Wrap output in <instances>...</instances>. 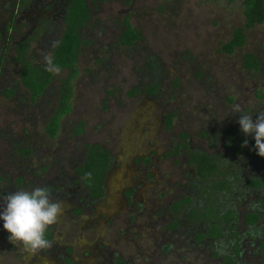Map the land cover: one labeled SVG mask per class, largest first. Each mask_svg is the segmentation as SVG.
Segmentation results:
<instances>
[{
	"label": "rangeland",
	"instance_id": "obj_1",
	"mask_svg": "<svg viewBox=\"0 0 264 264\" xmlns=\"http://www.w3.org/2000/svg\"><path fill=\"white\" fill-rule=\"evenodd\" d=\"M85 1L90 19L80 31L70 111L52 139L45 125L68 72L53 70L33 102L15 54L27 42L29 59L50 67L65 1L0 0V208L9 193L34 186L61 205L44 251L10 243L0 221V264H220L236 240V264H264V157L249 153L254 140L233 112L238 104L253 120L264 114V23L226 53L221 47L244 23L242 0ZM126 15L141 33L131 46L119 44ZM246 54L258 60L257 70L243 67ZM152 86L156 92L148 93ZM229 127L236 128L233 138ZM89 143L110 154L105 193L96 200L75 173ZM191 151L218 158L231 181L219 203L236 211L238 238L225 226L221 238L198 240L205 227L187 220L189 204L173 209L182 198L192 197V206L205 201L195 197ZM253 179L260 188L250 186ZM248 210L261 217L251 227L244 224Z\"/></svg>",
	"mask_w": 264,
	"mask_h": 264
},
{
	"label": "trees",
	"instance_id": "obj_2",
	"mask_svg": "<svg viewBox=\"0 0 264 264\" xmlns=\"http://www.w3.org/2000/svg\"><path fill=\"white\" fill-rule=\"evenodd\" d=\"M63 1H65L62 18L63 28L53 48L50 67L40 68L29 59L27 55V42L19 44L16 47L15 54V59L21 65V71L19 73L20 83L29 91L30 98L33 102L45 92L48 85L52 82L54 78L53 70H67L68 72L66 78L63 80L59 106L49 122L45 125V133L52 139L58 134L61 118L70 111L72 80L77 74L76 65L79 57V48L82 44L80 31L86 27L90 19V9L85 0ZM242 7L244 19L243 26L233 30L230 39L221 47L223 52L232 53L236 48L243 46L246 41L245 31L264 23V0H242ZM123 24L124 30L120 35L119 44L122 46H131L141 38V33L130 23L128 15L124 17ZM1 62L0 59V65ZM243 67L257 70L259 68V62L252 54H246L243 57ZM156 90V87L152 86L147 89V92L154 93ZM11 93L12 91H8L6 95H10ZM134 93H136V90L130 92V94ZM172 118L173 114L167 116L166 126L168 128L171 125ZM82 130L83 125L80 123L75 128V133H81ZM235 132V127H229L227 135L229 138H233ZM181 136L187 138L185 133H182ZM253 145L254 143L250 145L248 151L252 156H255L257 154ZM182 146L187 147L185 143L182 144ZM189 163L194 166L196 180L200 183L199 186H196L200 198L206 193L208 203H206L204 209H202L199 205L191 206L189 204L191 198H183L173 204V209L178 210L180 207L188 206L189 204L190 208L187 213V219L191 222L203 220L209 224L206 225L208 228V236L220 237L222 234L220 224L229 223L233 216L231 212L225 215L221 213V208L218 206L217 202V194L228 192L231 189L230 180L226 172L221 168L220 162L216 157L199 151H191L189 153ZM109 166L110 154L108 149L98 144L89 143L86 145L83 163L76 167L75 173L80 177L90 197L99 198L104 194L103 182ZM259 185L260 181L257 179L250 181V186L258 187ZM246 220L254 222L258 220V217L254 214H249ZM203 237V235L199 234L197 239ZM220 264L235 263L232 257L226 256Z\"/></svg>",
	"mask_w": 264,
	"mask_h": 264
},
{
	"label": "clouds",
	"instance_id": "obj_3",
	"mask_svg": "<svg viewBox=\"0 0 264 264\" xmlns=\"http://www.w3.org/2000/svg\"><path fill=\"white\" fill-rule=\"evenodd\" d=\"M233 112L239 115L240 131L245 137L253 138L256 154L264 157V114H256L253 120V115L244 113L238 104L233 107ZM247 143L245 139L241 147H246ZM50 197V191L41 186L20 189L4 197L0 221L3 222L2 228L10 234L7 237L10 243L18 244L31 253L51 246L47 233L50 226L57 223L61 205Z\"/></svg>",
	"mask_w": 264,
	"mask_h": 264
},
{
	"label": "flooded vegetation",
	"instance_id": "obj_4",
	"mask_svg": "<svg viewBox=\"0 0 264 264\" xmlns=\"http://www.w3.org/2000/svg\"><path fill=\"white\" fill-rule=\"evenodd\" d=\"M144 160H146V161H148L147 159H144ZM106 177H107V173H106ZM106 177H105V179H104V182H103V186L105 185V180H106ZM254 180V179H253ZM257 180H259V179H257ZM260 181V185L258 186V187H253V186H251L252 188H254V189H257V188H260L261 187V185H262V182H261V180H259ZM250 183V182H249ZM200 185V183L197 185V186H199ZM230 185H231V181H230ZM230 192H231V189L227 192H221V193H219V194H217V198H218V206L221 208V213L223 214V215H225V214H227L228 212H231L232 213V219H231V221L229 222V223H221L220 224V228H221V232H222V234H221V236L220 237H211V236H208V228H207V226L206 225H209V224H207L206 222H204L203 220H198V221H196V222H191V221H189V222H191V223H200V222H202L203 224H204V227H205V230L203 231V232H200V233H198L197 235H196V238H197V236L199 235V234H201V235H203L204 237L203 238H201V239H198V240H204V239H219V238H221L223 235H224V231H223V229L225 228V226L227 227V228H229L232 232L230 233V237H233V238H238L237 237V233L234 231L235 229H236V224H235V221H236V217H237V215H236V211H234L233 209H231V208H225V206H223V205H221L220 203H219V200H220V196L221 195H224V194H226V195H228V194H230ZM104 193H105V187H104ZM132 193V191L131 190H129L128 192H127V194H131ZM89 195V194H88ZM104 196V194L101 196V197H103ZM90 197V196H89ZM101 197H99V198H92V197H90L91 199H93V200H96V199H100ZM196 198H199V199H201V198H205V201H204V203H202V204H199V206L200 207H202V209H204V206H205V204L206 203H208V200H207V194L206 193H204L203 195H202V197L200 198V194H199V191H197V194H196V196H195ZM186 198H191L190 199V205H191V202L193 201V198L192 197H186ZM183 199V198H182ZM190 205H189V207H188V211H189V208H190ZM192 206V205H191ZM194 206H196V205H194ZM249 214H254V215H256L257 217H258V220H256V221H254V222H249V221H247L246 220V218H247V216L249 215ZM260 214H259V211H257V210H248L246 213H245V215H244V224L246 225V226H248V227H251V226H253V225H256V224H258L259 223V221H260ZM188 220V219H187ZM48 239H49V241H50V230H48ZM264 246V245H263ZM232 251H233V254L232 255H228V256H230V257H232L233 258V260H234V263L236 264V262H235V260H236V258L239 256V245H238V241L236 240L234 243H233V246H232Z\"/></svg>",
	"mask_w": 264,
	"mask_h": 264
}]
</instances>
